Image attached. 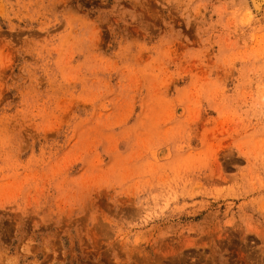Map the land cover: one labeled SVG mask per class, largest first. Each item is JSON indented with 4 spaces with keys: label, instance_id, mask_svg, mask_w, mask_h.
Here are the masks:
<instances>
[{
    "label": "rangeland",
    "instance_id": "1",
    "mask_svg": "<svg viewBox=\"0 0 264 264\" xmlns=\"http://www.w3.org/2000/svg\"><path fill=\"white\" fill-rule=\"evenodd\" d=\"M0 0V264H264V0Z\"/></svg>",
    "mask_w": 264,
    "mask_h": 264
},
{
    "label": "bare ground",
    "instance_id": "2",
    "mask_svg": "<svg viewBox=\"0 0 264 264\" xmlns=\"http://www.w3.org/2000/svg\"><path fill=\"white\" fill-rule=\"evenodd\" d=\"M252 2H253V5H254L256 8H258L257 6L260 5V0H252Z\"/></svg>",
    "mask_w": 264,
    "mask_h": 264
}]
</instances>
